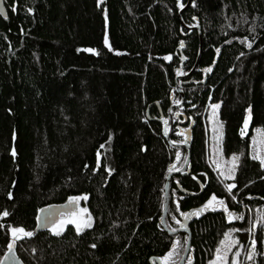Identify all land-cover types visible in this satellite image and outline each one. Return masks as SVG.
Listing matches in <instances>:
<instances>
[{"label":"trees","instance_id":"trees-1","mask_svg":"<svg viewBox=\"0 0 264 264\" xmlns=\"http://www.w3.org/2000/svg\"><path fill=\"white\" fill-rule=\"evenodd\" d=\"M180 2L182 9L177 0H2L0 213L8 215L0 216V261L13 227L33 233L16 239L24 264H151L181 255L186 236L168 234L161 217L166 178L187 150L153 120L181 111L193 121L190 173L169 179L167 229L215 195L217 209L189 227L193 264H208L225 233L234 241L228 257L238 263L244 252V264H264V167L250 151L252 132L264 137V0ZM179 84L184 103L173 108ZM212 104L220 105L221 154L238 157L230 180L207 163L203 115ZM193 178L201 193L178 192L175 181L197 193ZM70 197H87L92 227L35 231L41 209ZM248 228L256 244L246 249Z\"/></svg>","mask_w":264,"mask_h":264},{"label":"water","instance_id":"water-1","mask_svg":"<svg viewBox=\"0 0 264 264\" xmlns=\"http://www.w3.org/2000/svg\"><path fill=\"white\" fill-rule=\"evenodd\" d=\"M190 2H191V0H188L185 8L190 4ZM0 6L3 7L2 0H0ZM3 9H4V7H3ZM183 10H181L180 14L182 13ZM4 14L6 15L5 9H4ZM5 15H0V16L2 18H5ZM195 29L199 30L198 28H195ZM195 29H190V31L195 30ZM194 69H195V66H194L192 71H194ZM191 73L192 72H190L189 74H186L185 76L177 77V80L182 81V80L188 78L191 75ZM180 85L181 84L177 85L176 92L180 96L181 101L178 105L173 106V108H180V107H182V105L184 103V96L180 90ZM154 105L157 106L156 103ZM146 116H147L148 120H151V119H149L148 112L146 113ZM179 116L180 115H176V117H179ZM181 117L184 119V121L182 122V125H186V123H187L186 117L183 115H181ZM162 119L163 118L161 115L160 119H153V120L158 121V122H162L163 121ZM168 120H169V123L167 121L163 122V127H162L163 136L171 145L178 147V148L186 149L187 150V157H186V160H185L183 167L179 171L171 172L166 178V183L164 186L165 203H164L163 214L161 217V226L170 235H176L179 233H184L188 236L187 244H186L185 251H184V254L182 257V261H183L187 255L188 251H189V248H190L191 233H190L189 227L193 221L197 220L199 217H201L205 214L203 212L205 210L201 207L198 209H191L189 211L183 212L180 216L179 228H177L176 230H173V231L168 230L166 225H165V219H166L167 208H168L169 179L172 176L181 174L186 169V167L188 166V163L190 160L189 142H190V137L192 134V124H190L189 127L184 131L183 143L182 144H173L170 140V136L173 132L172 117L170 115H168ZM168 124H169V129L167 130ZM186 173L188 174L189 171H187ZM183 193L185 195H193V196L195 195V194H191L187 191H183ZM77 205H78L77 203L75 205L73 203H66L63 205H49V206L41 209L42 211L40 210L38 213V216H37V227H36L35 231L50 230L51 227L55 224V222L61 216L67 215L69 211H74L77 208ZM185 213L187 214V216L184 215ZM10 244H12L11 250L8 247L7 251L4 253L3 257L1 258L0 264H24L16 253V239L13 236H12V240H11ZM152 261H156L158 264H161L160 258L150 259L151 263H152Z\"/></svg>","mask_w":264,"mask_h":264},{"label":"rangeland","instance_id":"rangeland-1","mask_svg":"<svg viewBox=\"0 0 264 264\" xmlns=\"http://www.w3.org/2000/svg\"><path fill=\"white\" fill-rule=\"evenodd\" d=\"M215 112H216V109L213 110L211 108V106H209V117L206 118L205 117L206 114L203 115L207 163L209 165V168H211L213 174H215L216 176L217 175L218 176L224 175V177H226L227 179L230 180L233 176V173H234V170H235V167L237 164V159L233 160V156L229 157V158H224L221 154V147H220L221 135L219 132L218 124L215 121V114H213ZM207 120L209 121V126H207V124H206ZM248 126H249V123H248L247 127H245L243 124L244 134L247 132ZM250 151H251V154L254 158L259 157V159H258L259 161H261V159H264V137H263L261 131L258 129H255L252 132V136H251V140H250ZM82 201L85 203L84 197H81L76 203L80 204V203H82ZM69 203H71V202H69ZM80 208H86V204H84L83 206L81 205ZM79 209L77 212L69 211L67 216L66 215L61 216L55 222V224L51 227L50 232H53V228L55 227V225L57 224L58 221H60L61 219L71 220L73 218V214L78 213ZM249 214H250V212H249ZM89 216H91V215L88 212L87 213H80L79 218L81 220H87ZM93 223H94V220L91 217V227H92ZM68 227H72L76 231L75 224L67 223L63 226V230L60 233H62ZM88 228H90V227L83 228V230L88 229ZM251 232H252L251 229L248 228V237L249 238L247 239L248 241H246L247 245L245 244L246 249L248 248V246H253L252 241L255 240L254 238L251 237ZM230 238H231L232 242L230 244H226V245L221 244L222 247L220 246L221 248L219 249V251L218 250L216 251L212 260L209 261L208 264H225L226 262H228L227 258H229V260L231 259L230 256L228 257V255H230V250H231L233 242H234L232 240V234H230ZM229 248H230V250H229ZM244 254L245 253L243 252V254H242L243 256L241 257V259L238 261L237 264H244V259H245ZM218 257H222V259H218Z\"/></svg>","mask_w":264,"mask_h":264},{"label":"snow or ice","instance_id":"snow-or-ice-1","mask_svg":"<svg viewBox=\"0 0 264 264\" xmlns=\"http://www.w3.org/2000/svg\"><path fill=\"white\" fill-rule=\"evenodd\" d=\"M97 3H98V5H99L100 0H97ZM177 4H178V7L181 8V9L184 7V4L181 3L180 0H177ZM193 6H195V4H194V0H193ZM12 11H13V12L16 11L15 6L12 7ZM28 11L31 12L32 9H29ZM0 15H5V14H4V9H3L2 6H0ZM5 18H7L6 15H5ZM105 19H107V17H105ZM105 44H106V45L108 44L107 39H105ZM181 46H183V43H181ZM248 46L251 47V44H249ZM109 50L111 51L112 49L109 47ZM85 51H88V52H95L94 49H85ZM217 51H219V50H217ZM165 58L167 59L168 57H165ZM207 71H211V68L207 69ZM175 103L179 104L180 101L177 100V101H175ZM219 107H220L219 104H212V105H211V108H212L213 110L218 109ZM213 114H215V113H213ZM249 119H250V116H246V117H245V119H244V126H245V127H247V125H248V123H249ZM241 135H242V136L244 135V131H241ZM110 139H111V136H109V140H110ZM99 147H100V149H104V148H105V144H101ZM12 154H13V156H14V155H15V151H13ZM100 155H101V153H100L99 151H97V157H98V159H99ZM255 158L259 159V157H255ZM236 159H238V157L233 156V160H236ZM261 165H262V167H264V159H261ZM85 167H87V165H85ZM105 170L108 172L109 175H111V169L105 168ZM93 171H96V169H93ZM222 174H223V173H222ZM226 187H227V189L229 190V192H231V189H233V188L235 187V184H228ZM8 195H9V198L11 199V198H12V194H11V192H9ZM86 198H87V197H84V199H86ZM79 199H80V197H70V198H69V201L75 205L76 202H77ZM232 199H233V200L236 199L235 195H232ZM216 200H217V197H216L215 195H213V196L211 197V199L207 202V204L205 205V207H208V205H212L213 202L216 201ZM219 203H220L221 205H223V204H224V201H223V200H220ZM41 211H42V210H41ZM225 211H227V208H225ZM87 212H88V209H87V208H80L78 213H74V214H73V218H72L71 220H68V219H61L60 221L57 222V224H56L55 227L53 228V232H54V234L59 235L60 232L63 230V226H64L65 224H67V223L75 224L77 233L81 232V231L83 230V228L91 227V216H89L87 220H81V219L79 218V217H80V213H87ZM7 215H8L7 211H5V212H3V213H0V216H7ZM184 215L187 216L186 213H185ZM235 218H236V219H243L242 216H236ZM173 219H175V217H173ZM232 219H233L232 215L229 214V216H228V220L231 221ZM232 231H237V229H232ZM11 234H12V236H13L15 239H19V238H21V234H22L23 236H26V237H31V236L33 235V233H32L31 231H26V230H25L24 228H22V227H13V228H11ZM231 242H232V241H231V238H230L229 233H225V239L221 241V244H222V245H226V244H230ZM252 244L255 245V244H256V241L253 240V241H252ZM93 247H95V245H93ZM11 248H12V244H9V249L11 250ZM229 250H230V248H229ZM218 251H219V249H218ZM237 254H238V253H237ZM165 259H167V258H165ZM218 259H222V257H218ZM233 264H237V262L235 261V259H233Z\"/></svg>","mask_w":264,"mask_h":264},{"label":"flooded vegetation","instance_id":"flooded-vegetation-1","mask_svg":"<svg viewBox=\"0 0 264 264\" xmlns=\"http://www.w3.org/2000/svg\"><path fill=\"white\" fill-rule=\"evenodd\" d=\"M178 105V104H177ZM176 115H180L179 117H176ZM181 115L185 116L181 111L180 112H175L171 117H172V123H173V132L176 131V133H178L179 135L183 136V139H182V142L181 144L183 143L184 141V131L189 127L190 124H192V127H193V121L192 119L190 118H187L186 116V125H182V122L184 121V119L181 117ZM162 127H163V122L164 121H167L169 123V120L168 118L167 119H162ZM169 129V124H168V128L167 130ZM172 132V133H173ZM180 169L176 170V171H179ZM189 171L190 173V168H189V165L186 167V169L181 173V174H178V176H187L189 175V173L187 174L186 172ZM194 182L198 185L199 187V191L197 193H195V196H197L199 193L202 192V190L204 189L205 186H203L198 180L197 178H193ZM174 184L176 185L177 187V190L178 192H180L181 194L185 195L183 193L184 190H182L180 188V185L175 181ZM190 196V195H189ZM174 202L177 204L178 203V199L175 198L174 199ZM208 202V201H207ZM204 203L202 206H199V207H196L195 209H198V208H203L205 211H203L204 213H207L209 211H213L215 209H217L216 205L213 203L212 205H208V207H205V205L207 204ZM85 203L82 201V203L78 204L77 205V208L73 211V212H77L78 209L81 207V205L83 206ZM183 212H181L179 214V217H178V227L179 228V224H180V216ZM68 215V214H67ZM66 215V216H67ZM179 234H184V233H179ZM178 234V235H179ZM186 236V240H185V244H184V247H183V251L181 252V255L177 256V253L174 252L172 253L169 252L167 253L165 256L161 257V264H193V256H192V253L190 251V248H189V251L185 257V259L182 261V257H183V254H184V251H185V247H186V244H187V238L188 236L186 234H184ZM174 245H177L176 243L173 244ZM174 248V247H173ZM235 255L229 260V258H227L228 262H226L225 264H233V259H234ZM167 258V259H165ZM182 261V262H181ZM151 263V262H150ZM151 264H158L156 261H152Z\"/></svg>","mask_w":264,"mask_h":264}]
</instances>
